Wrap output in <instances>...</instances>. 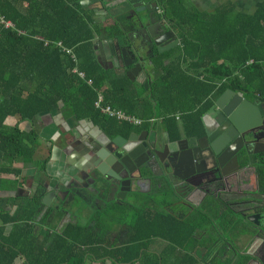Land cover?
I'll list each match as a JSON object with an SVG mask.
<instances>
[{
    "label": "trees",
    "instance_id": "obj_1",
    "mask_svg": "<svg viewBox=\"0 0 264 264\" xmlns=\"http://www.w3.org/2000/svg\"><path fill=\"white\" fill-rule=\"evenodd\" d=\"M80 1L0 0V174H18L7 168L17 160L33 164L36 147L32 131L5 127L9 117L33 122L42 114L60 111L65 118L91 122L109 140L152 131L150 121L160 120L167 139L177 142L203 135L202 115L226 90L264 105V0L252 14L237 12L230 4L201 13L186 0H158L161 19L176 31L180 46L156 54L146 90L97 59L98 42L114 37L124 41L120 30L126 26L124 19L98 18ZM99 97L100 108L121 111L141 125L102 114L94 105ZM46 161L38 163V169ZM254 161L255 185L264 194V154ZM246 165L245 160L240 163ZM11 203L0 199V264L18 260L20 264H91L92 257L116 264L173 261L172 248L162 256L140 253L159 233L155 222L138 225L134 238L109 250L95 247L99 240L83 235L74 225L59 235L46 233L39 242L34 231L39 199L17 206L12 214L7 209ZM7 225L11 227L5 234ZM164 236L168 238L170 232Z\"/></svg>",
    "mask_w": 264,
    "mask_h": 264
},
{
    "label": "crops",
    "instance_id": "obj_2",
    "mask_svg": "<svg viewBox=\"0 0 264 264\" xmlns=\"http://www.w3.org/2000/svg\"><path fill=\"white\" fill-rule=\"evenodd\" d=\"M262 2L263 0H186L190 7L201 13H211L223 5L230 4L237 12L252 14ZM96 15L98 18L101 16ZM106 48V52L109 53ZM116 72L121 73L119 70ZM252 102L260 104L257 101ZM4 125L6 128L17 127L19 131L25 133L32 131L35 135L36 147L33 164L23 165L20 160H17L7 165V168L17 170L18 174H0V180H2L0 199L12 201L11 208H7L10 214L16 210L17 206L30 202L32 198L39 199L41 208L34 221V231L39 234L37 237L39 242H43V235L46 233L50 236L59 235L66 227L74 225L86 233L83 235L88 236L89 233L94 241L99 240V244L95 247L100 246L109 250L111 246L114 248L123 246L126 241L136 236L140 228L148 227V224H145L146 221H152L155 222L159 233L147 241L145 246H142L140 253L147 252L162 256L168 254L172 248L173 261L171 264H176L173 252L176 243L174 238L187 233V230H192L191 227L177 226L170 221H163L158 215L145 218L139 213L131 218L129 214L126 215L122 211L120 204H112V207L111 205L106 206L104 201L107 199L106 196H98L97 202H95V197V199L92 198L93 202L79 201V195L87 192L91 194L98 187H103L104 176L98 169L103 170L104 165L107 166V162L110 161L106 155L105 160L96 156L97 149L94 147V142L106 144L105 147L111 152H115L119 146H123L125 150L134 151L142 148L144 143L147 149L151 150L155 147L160 152L167 139L160 120H154L152 131L133 134L126 140L122 138L109 140L93 127L91 122L65 118L60 111L42 114L33 122H19L17 117H9ZM143 133H147L144 143L143 138H140ZM147 152H144L145 159L148 158ZM44 160H47L45 167L38 169L36 165L43 164ZM159 167H162V164H159ZM155 169L159 168L154 167ZM105 175L107 176V173ZM242 177L240 189L247 194L243 198L253 202L252 208L255 207L262 220L264 194H261L255 186L253 168L246 169ZM74 199L77 204L75 207H70L69 201ZM83 209H86V214L83 213ZM232 226L239 227L241 232L245 227L237 222L229 227ZM10 227V225L6 226L5 234L10 231ZM166 232H170L168 238L164 236ZM242 240L243 242L238 243V246L248 248V252L251 249L255 252L256 245L251 247L250 240L245 237ZM92 259L91 264H116L109 258L96 260L92 257ZM15 264H20V261H16Z\"/></svg>",
    "mask_w": 264,
    "mask_h": 264
},
{
    "label": "flooded vegetation",
    "instance_id": "obj_3",
    "mask_svg": "<svg viewBox=\"0 0 264 264\" xmlns=\"http://www.w3.org/2000/svg\"><path fill=\"white\" fill-rule=\"evenodd\" d=\"M139 4L138 9H144L142 13H134L136 9H130L118 16H114L117 12V3L112 0H97L84 8L92 9L96 14L101 15L100 18L108 15L114 20L119 17L124 19L126 26L120 27L124 41L114 37L98 42L97 59L107 69L119 70L146 90L148 75L154 67L156 54L175 50L180 46V40L176 31L161 19L158 0L140 1ZM109 10L113 17L108 14ZM139 16L145 18V25L137 22ZM99 44L103 48L102 55L98 52ZM106 47L109 53L106 52ZM166 48L169 50L159 52ZM129 63L131 64L128 65ZM135 64L140 66V71L135 70ZM163 64L166 62L164 61ZM142 73L146 76V80L141 79ZM263 135L264 125L260 130V136ZM200 138L189 141H198ZM203 145L204 141L201 140L200 146ZM179 146L185 147L183 143ZM179 146L169 139H166L165 144L162 145L163 152L160 157L165 168L177 167ZM144 152L138 155L136 160L139 161L135 162L136 164L145 160ZM182 155L187 156L186 153ZM209 166L211 168V165ZM196 167L200 170L205 168L201 162H198ZM248 168H253L255 174L254 166L239 165L237 172L222 178L219 183L210 182L213 176L210 175L211 172H206L205 175L191 177L188 185H182L173 177L167 180V176H171V173L162 167L154 170L157 177H151L149 185L145 182L141 183L136 193H127L123 200H116L113 195L98 194L94 190L92 193L106 196L107 199L104 200L106 206L120 204L122 211L131 218L139 213L145 218L158 215L163 221H170L177 226L191 227L192 230H187L188 234L182 233L178 238H174L176 243L173 252L176 264H182L183 261H187L188 264H264L262 247L256 244L255 252L252 249L248 252V248L238 246V243L243 242L244 237L250 240L251 247L254 246L256 240L253 239V235L259 231L258 227L264 226V217L260 220L255 207L252 208L253 202L244 199L247 194L240 189L242 173ZM91 194L87 192L79 195V201H92ZM86 197L88 199H85ZM105 204L103 203L104 206ZM234 222L244 225V230L241 232L239 227H229Z\"/></svg>",
    "mask_w": 264,
    "mask_h": 264
},
{
    "label": "water",
    "instance_id": "obj_4",
    "mask_svg": "<svg viewBox=\"0 0 264 264\" xmlns=\"http://www.w3.org/2000/svg\"><path fill=\"white\" fill-rule=\"evenodd\" d=\"M95 1L97 0H81L79 4L84 7ZM140 1L144 2L145 0H112V2L117 3V12L114 16L121 15L130 9H136L134 13H142L144 9H138ZM108 14L113 17L111 10L108 11ZM137 22L142 25L145 23V18L139 16ZM95 49L97 50V48ZM168 50L166 48L159 52ZM98 52L100 55L103 54L101 44H99ZM134 68L140 71L138 64H135ZM133 73L136 74V72ZM141 79L146 80L143 73ZM201 124L203 136L198 141L181 139L175 142L178 146L183 143L185 147L180 148L179 146L175 169L173 166L168 169L162 165L163 169L171 173V176H167V180L173 177L182 185H188L191 177L211 172L210 175L213 176V180L210 182L219 183L222 178L237 172L241 161L245 160L249 167H253L255 164L254 157L264 154V135L260 136V130L264 125L263 105L246 100L242 93L226 90L202 115ZM216 129L218 130L215 131ZM146 136L147 133L139 136L143 138V143ZM201 140L204 141L202 147L200 146ZM114 143L116 144V140ZM105 146L106 144L101 142H94V147L97 149L96 156L102 160H105L106 157L110 158L109 162L105 161L108 164L107 166L104 165L103 170L98 169L102 176H106L105 173H107L103 180V187H98L96 190L98 194L113 195L116 200H123L127 193H136V189H139L141 183L145 182L149 185L151 177H157L154 173V167L162 169L159 164H162L160 156L163 151L159 152L155 147L151 150L147 149L144 143L142 149L127 151L123 146H119L120 149L111 152ZM144 151H148V158L136 164L135 162L139 161L136 158ZM184 153L187 156L182 155ZM105 155L106 157H104ZM198 162H201L205 168L197 169ZM258 228L257 234L253 235V239L256 240L253 245L257 244L264 250V226Z\"/></svg>",
    "mask_w": 264,
    "mask_h": 264
},
{
    "label": "built area",
    "instance_id": "obj_5",
    "mask_svg": "<svg viewBox=\"0 0 264 264\" xmlns=\"http://www.w3.org/2000/svg\"><path fill=\"white\" fill-rule=\"evenodd\" d=\"M5 26L6 27L9 26V24L5 23ZM56 45H57L58 48H61L62 51L65 52L67 55H70L71 58L73 59V61H75L74 56L71 55L70 51L64 50L60 43H57ZM79 76L82 77V74L79 73ZM100 102H101V98L99 97L97 102H95V104H94L96 108H100V105H99ZM100 110H101L102 114H104V115H106V116H108L110 118H114L117 121L127 122L129 124L134 125V126H140L141 123H142V121H140L138 119H135L133 117L127 116L124 113H122L121 111H116V110H113V109H111L109 107L100 108ZM175 119L179 120V116L176 115ZM152 123H154V120L150 121V124H152Z\"/></svg>",
    "mask_w": 264,
    "mask_h": 264
},
{
    "label": "rangeland",
    "instance_id": "obj_6",
    "mask_svg": "<svg viewBox=\"0 0 264 264\" xmlns=\"http://www.w3.org/2000/svg\"><path fill=\"white\" fill-rule=\"evenodd\" d=\"M91 195H92V198H93V199L96 198V201H95V202H97V201H98V196L95 195L94 193H92ZM94 197H95V198H94ZM89 200H90V199H89ZM90 202H93V201L90 200ZM76 204H77V202L75 201V199L72 200V201H69V205H70V207H75ZM86 212H87L86 209H83V213L86 214Z\"/></svg>",
    "mask_w": 264,
    "mask_h": 264
}]
</instances>
